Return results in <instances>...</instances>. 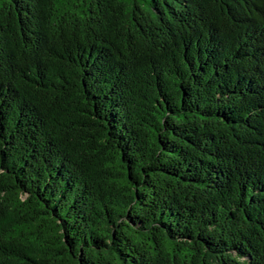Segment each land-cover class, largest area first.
<instances>
[{
	"label": "trees",
	"instance_id": "obj_1",
	"mask_svg": "<svg viewBox=\"0 0 264 264\" xmlns=\"http://www.w3.org/2000/svg\"><path fill=\"white\" fill-rule=\"evenodd\" d=\"M0 264H264V0H0Z\"/></svg>",
	"mask_w": 264,
	"mask_h": 264
}]
</instances>
